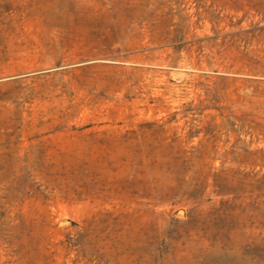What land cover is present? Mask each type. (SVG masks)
Masks as SVG:
<instances>
[{"label": "rangeland", "instance_id": "1", "mask_svg": "<svg viewBox=\"0 0 264 264\" xmlns=\"http://www.w3.org/2000/svg\"><path fill=\"white\" fill-rule=\"evenodd\" d=\"M0 264H264V0H0Z\"/></svg>", "mask_w": 264, "mask_h": 264}]
</instances>
